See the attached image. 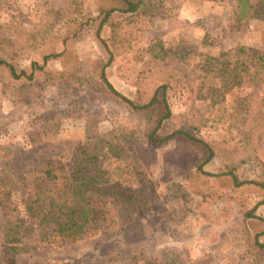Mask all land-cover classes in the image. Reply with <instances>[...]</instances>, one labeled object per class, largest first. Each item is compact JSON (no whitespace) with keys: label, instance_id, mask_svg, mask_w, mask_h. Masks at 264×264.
<instances>
[{"label":"rangeland","instance_id":"rangeland-1","mask_svg":"<svg viewBox=\"0 0 264 264\" xmlns=\"http://www.w3.org/2000/svg\"><path fill=\"white\" fill-rule=\"evenodd\" d=\"M106 5L107 0H0V58L28 69L46 50H63L60 39L69 34L67 47L80 61L77 79L62 76L58 59L33 82L0 77V192L4 188L12 201L20 199V175L37 174L50 159L67 165L97 134L114 131L138 153L153 156L141 176L126 173L111 152L100 162L129 193L145 187L143 204L129 225L120 224L118 209L108 206L106 232L71 244L32 234L36 250L9 256L3 253L6 218L0 206V264H144V256L156 258L168 247L187 250L194 259L207 257L209 264H264V251L250 247L244 236V225L252 235L264 231V189L234 188L231 176L222 175L229 164L241 179L264 181V130L254 134L252 156L236 130L245 105L264 91V68L251 66L230 91L218 80L214 98L197 95L203 81L207 89L214 79L202 70L216 62L211 58H230L239 45L264 50V20L235 21L236 0H143L137 12H115L100 30ZM109 50L114 56L107 76L126 96L136 98L141 89L148 100L170 83L173 116L159 129L158 142H146L145 118L102 89L93 67L108 61ZM34 128L44 134L36 146L29 141ZM179 129L219 147L220 156L204 166L219 176L198 170L203 153L186 137L164 139ZM256 206L258 217L244 219Z\"/></svg>","mask_w":264,"mask_h":264},{"label":"trees","instance_id":"trees-1","mask_svg":"<svg viewBox=\"0 0 264 264\" xmlns=\"http://www.w3.org/2000/svg\"><path fill=\"white\" fill-rule=\"evenodd\" d=\"M142 3L143 0H107V5L101 14L100 30L109 24L115 12L135 13ZM255 18L264 20V0H236L235 21ZM69 38L71 36L68 34L60 39L66 46L63 50H46L42 60H32L28 69H21L14 62L0 58V77L7 74L16 81L33 82L38 74L45 72L51 60L58 59L65 70L62 76H72L77 79L80 61L78 56L67 47ZM103 42L108 49L107 42ZM109 53L110 58L107 62H95L93 67L99 74L102 89L115 100L123 103L130 111L145 118L150 126L146 134V142L150 145L158 142L159 129L165 120L173 116L167 92L170 83L161 85L148 100H145V92L141 89H138L136 98H130L120 92L107 76V67L112 63L114 56L112 51L109 50ZM211 60L216 62H208L202 70L206 72L205 75H214V79L207 89H205L204 81L199 85L197 95L201 99L214 98L217 91L215 83H218V80L224 83L227 91H230L244 82L251 66L257 64L261 66V69L264 68V50L239 45L233 50V56L230 58L221 60L220 57H213ZM260 72L256 70L255 77ZM184 80L192 88V81L185 76ZM261 80L264 81V77ZM262 92V95L257 96L256 101L251 100L245 105L238 116L239 123L236 125L241 141L249 148V156L254 154V151L250 149L254 134L264 130V91ZM157 105H160L159 110L156 108ZM97 135L96 139L73 154L69 164L64 165L55 159H50L46 168L37 174H32L30 171L29 174L20 175L18 182L23 183L20 199L12 201L11 193L4 188L1 189L0 206L6 218L2 238L4 255L30 253L36 250L39 243L31 242L32 234H38L41 240L59 238L63 244L94 238L106 232L109 226L108 206L112 205L118 209L120 224L133 223L138 208L143 204L141 196L147 193V190L142 187L133 189L129 193L128 186H123L120 181H114L110 171L103 168L100 162L105 153L111 152L121 161L126 173L141 176L145 174L146 167L152 162L153 156L149 152L138 153L132 147V143L117 132L110 131L107 134ZM43 136L40 129H32L29 132L30 144L36 146L43 142ZM177 137H186L189 145L193 143L194 148L199 153H203L204 157L198 159L199 171L209 176H219L204 170L206 164L220 156L219 147L182 129L176 130L164 139ZM232 154L233 151L228 156L232 158ZM227 168L222 175L231 176L234 188L245 184H256L264 189V181L241 179L234 166L228 164ZM1 182L5 184V180ZM25 193L27 194L24 195ZM257 208L258 206L246 211L244 219L257 218ZM244 227V236L247 237L246 242L249 246L264 251V242L260 241L264 231L252 235L247 226L244 225ZM142 259L144 264H209L207 257L194 259L187 250L175 247L162 249L156 258L144 256Z\"/></svg>","mask_w":264,"mask_h":264}]
</instances>
